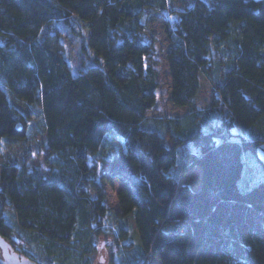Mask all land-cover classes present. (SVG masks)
I'll list each match as a JSON object with an SVG mask.
<instances>
[{
	"label": "trees",
	"instance_id": "obj_1",
	"mask_svg": "<svg viewBox=\"0 0 264 264\" xmlns=\"http://www.w3.org/2000/svg\"><path fill=\"white\" fill-rule=\"evenodd\" d=\"M169 1L0 0V157L35 118L13 98L45 128L43 165L0 173V235L22 256L94 264L105 243L111 264H264V179L246 168L264 176V0ZM152 15L163 17L170 102L192 108L181 117L157 115ZM202 78L212 93L198 109ZM197 168L201 187L180 182ZM116 183L118 213L107 205Z\"/></svg>",
	"mask_w": 264,
	"mask_h": 264
},
{
	"label": "rangeland",
	"instance_id": "obj_2",
	"mask_svg": "<svg viewBox=\"0 0 264 264\" xmlns=\"http://www.w3.org/2000/svg\"><path fill=\"white\" fill-rule=\"evenodd\" d=\"M197 0H170L169 1V11L171 10H184L186 8L192 7ZM207 1V0H203ZM213 1V0H208ZM167 14H169L167 12ZM170 17V16H169ZM172 18V17H171ZM162 19L161 15H152V17L148 21L147 32L144 36L145 40L149 43H154L156 48V59L159 61V66L157 67L161 72V89L159 92V102L157 108L159 109L158 116H168V117H181L192 111L191 107L187 108H176L170 102V76H169V68L166 64V52H167V41L164 36V30L162 27ZM53 31V30H52ZM67 47V55L69 56V60L74 67L78 66L76 72L83 66L80 62L84 59L82 54L80 53V45L79 42L75 39H70L66 41ZM201 93L197 97L194 106L198 109H205L210 105V97L212 93V88L207 79H201ZM12 101L17 104L24 112L30 113L33 115L34 120L30 122L29 125V135L26 140H6L2 146V153L0 157V173L3 166L6 163H24L30 167H41L43 165V156L44 153L40 151L39 143L44 138L45 128L41 121V115L39 110L33 109L29 105L17 101V99L13 98ZM247 158V157H246ZM246 165L247 171L254 169V175L252 179L254 181H261L264 179L263 173L261 170H257V167L254 163L247 162ZM253 172V171H252ZM201 169L197 168L194 172L189 174L188 176L180 177V182L182 184L190 185L194 188L201 187ZM249 177H244L241 181L240 186L242 189H248L251 186L247 185V180ZM252 180V182H253ZM121 189V185L116 183L114 186L107 187L108 193V207L114 212H119V206L117 201V193ZM107 241V240H106ZM20 244V240L16 242ZM104 243L96 255L94 256V264H111L112 257L114 252H116V248L113 245H109V247L105 246ZM26 247V246H25ZM104 260V263L101 261ZM43 261V264H50L48 260H40ZM150 264H161L159 261L151 258Z\"/></svg>",
	"mask_w": 264,
	"mask_h": 264
},
{
	"label": "water",
	"instance_id": "obj_3",
	"mask_svg": "<svg viewBox=\"0 0 264 264\" xmlns=\"http://www.w3.org/2000/svg\"><path fill=\"white\" fill-rule=\"evenodd\" d=\"M146 21L144 18L143 22ZM258 157L264 167V143H262L257 150ZM0 257H2V264H38L14 250L10 243L0 235ZM104 263V260L101 261Z\"/></svg>",
	"mask_w": 264,
	"mask_h": 264
},
{
	"label": "flooded vegetation",
	"instance_id": "obj_4",
	"mask_svg": "<svg viewBox=\"0 0 264 264\" xmlns=\"http://www.w3.org/2000/svg\"><path fill=\"white\" fill-rule=\"evenodd\" d=\"M2 259V257H0Z\"/></svg>",
	"mask_w": 264,
	"mask_h": 264
}]
</instances>
